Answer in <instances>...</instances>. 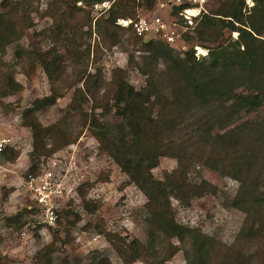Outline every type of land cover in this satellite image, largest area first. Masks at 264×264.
I'll return each instance as SVG.
<instances>
[{
	"label": "trees",
	"instance_id": "trees-1",
	"mask_svg": "<svg viewBox=\"0 0 264 264\" xmlns=\"http://www.w3.org/2000/svg\"><path fill=\"white\" fill-rule=\"evenodd\" d=\"M60 1L77 10H83L76 6L77 2L90 6L111 1L106 16L92 18L99 35L112 46L124 41L127 34L126 41L140 45L144 51L138 66L148 81L147 88L135 89L125 71L116 68L106 87L101 74H88L83 84L74 88L70 100L76 106L90 102L89 111L78 112L82 129L91 134L99 151L107 154L146 197V231L154 247L149 249L137 238L127 240L102 232L123 264L138 259L145 264H162L178 249H184L187 264H264V188L258 180L264 153V0H251L248 8L245 0H209L192 33L185 35L207 49V55L198 59L193 47L178 52L160 40H142L130 28L116 23L117 19L134 18L139 8H151L156 0ZM27 3L0 1L1 56L28 25ZM21 9L23 13L18 15ZM232 32H237L235 38L231 37ZM73 39H69L63 52L36 48L33 54L25 49L16 52L20 60L25 55L38 62L50 81V93L36 98L21 113L22 123L30 129L33 140L32 163L27 173L37 171L41 157L51 156L80 135L68 134L60 127L51 134L36 116L40 107L55 104L63 94L58 82L65 73V63L76 58ZM0 79L5 87L16 85L11 74L4 73ZM242 113L255 115L253 120H243ZM48 139L51 142L46 147ZM161 156L174 158L176 167L166 172L163 179H156L151 171ZM197 163L237 180L234 205L255 214L254 224L241 226L233 250L228 253L217 249L210 236L178 223L173 215L171 198L188 205L194 197L217 192L216 186L205 179L189 180L187 173ZM88 185L78 186L82 201ZM31 205L30 209L25 208L26 213L37 210ZM84 207L89 212L97 208ZM68 211L59 210L57 223ZM171 238H176L179 246L172 245L156 262L155 246L163 248L160 243ZM242 241L258 245L244 249ZM52 253V244H47L36 259L41 264H56L49 260ZM59 264L112 263L105 255H96L92 260L66 258Z\"/></svg>",
	"mask_w": 264,
	"mask_h": 264
},
{
	"label": "rangeland",
	"instance_id": "rangeland-1",
	"mask_svg": "<svg viewBox=\"0 0 264 264\" xmlns=\"http://www.w3.org/2000/svg\"><path fill=\"white\" fill-rule=\"evenodd\" d=\"M158 1L162 0H156ZM6 2L9 4L28 2L25 7L28 25L24 27L23 34L17 41L5 47L2 56L0 53V77L8 73L16 82V85L5 87L0 79V127L15 141V147L6 150L0 159V264H41L36 256L47 244H52L53 249L49 260L56 264L66 258L92 260L96 255H105L112 264H123L102 232L112 233L127 240L137 238L149 249L154 247L146 231L144 212L146 197L130 183L128 177L107 154L99 151L98 143L91 134L82 129V118L79 117L81 113L78 112L89 111L90 102L76 106L71 105L70 100L74 88L83 84L88 74L95 72L97 75L101 74L104 79L103 87H106V82L116 68L125 71L126 79L135 89L147 88L148 81L138 66L144 51L140 49V45L126 41L127 34L123 36L124 41L112 46L107 45L99 35L92 18L106 16L111 1L99 3L97 6L95 4L85 6L77 2L76 6L83 10H77L60 0H6ZM208 2L209 0L206 2V9L209 6ZM154 5L151 8H139L138 11L144 14L151 13L154 11ZM245 5L248 8L252 1L245 0ZM22 13L21 9L18 15ZM58 26L62 29H58ZM236 35L237 32L231 33L232 38ZM72 37L76 58L64 65L65 73L58 82L63 94L55 104L40 107L36 111L40 123L48 127L51 134L55 133L58 127L68 134L80 132L75 142L59 148L50 158L52 161L47 159L42 165V169L55 165V171H59L58 174L61 175L70 166L65 179L67 187L72 188L69 195L58 202L59 210L65 208L69 210L68 213H62L59 222L54 226H43L35 223L39 210L30 200L24 186V178L32 163L30 154L33 150V140L30 129L22 123L21 113L30 107L36 98L50 93V81L38 62L28 60L25 55L20 60L16 52L25 49L31 50L33 54V48L40 51L63 52L64 46ZM185 39V49L176 47L173 49L182 52L198 46L206 51L195 39ZM202 57L203 55L200 56ZM158 66L162 68L161 63ZM95 110L100 111L98 108ZM254 115L243 114V120H253L251 117ZM46 142L48 144L46 147H49L51 141L48 139ZM260 165L258 180L264 188V153ZM175 167L174 158L161 156L158 166L153 168L151 173L154 178L163 179V175ZM187 176L192 182L207 180L216 186L217 192L194 197L188 205L171 198L176 221L210 236L217 249L228 253L233 250L231 247L241 226L254 224L253 211L245 213L234 205L238 181L228 174L199 163L190 169ZM83 183L89 184L85 190V201H82L77 191L78 186ZM31 204H34L37 210L26 213L25 208L30 209ZM93 205L97 206L94 212H89L84 207ZM247 242L250 244L242 241L241 247L247 246L252 249L254 248L252 245H258L254 241ZM160 244H163V248L156 246L154 248L156 262L167 254V250H171L172 245L179 246L176 238H171L168 242L164 240ZM254 259L255 257H252L251 261L254 262ZM132 264L145 263L138 259ZM162 264H187L184 249L175 251L170 259Z\"/></svg>",
	"mask_w": 264,
	"mask_h": 264
},
{
	"label": "built area",
	"instance_id": "built-area-1",
	"mask_svg": "<svg viewBox=\"0 0 264 264\" xmlns=\"http://www.w3.org/2000/svg\"><path fill=\"white\" fill-rule=\"evenodd\" d=\"M206 2L207 0H162L156 2L154 11L151 13L144 14L137 11L134 18L117 19L116 23L130 28L131 32L142 40L157 39L182 50L185 49V35L192 33L200 16L206 11ZM262 38L264 39V36ZM194 49L197 59L201 55L203 57L207 55V49L203 51L198 46H194ZM13 147H15V141L0 127V159L6 150ZM54 154L41 157L37 171L27 173L24 178V186L30 200L39 210L38 220L35 223L43 226H54L57 223L58 202L72 191V188L67 187L65 179L70 166L63 175L55 171V165L42 169L47 159L52 161L50 158Z\"/></svg>",
	"mask_w": 264,
	"mask_h": 264
}]
</instances>
